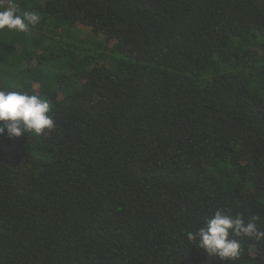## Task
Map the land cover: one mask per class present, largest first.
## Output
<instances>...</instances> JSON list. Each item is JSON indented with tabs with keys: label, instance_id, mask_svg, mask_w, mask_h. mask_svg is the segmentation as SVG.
Returning a JSON list of instances; mask_svg holds the SVG:
<instances>
[{
	"label": "trees",
	"instance_id": "obj_1",
	"mask_svg": "<svg viewBox=\"0 0 264 264\" xmlns=\"http://www.w3.org/2000/svg\"><path fill=\"white\" fill-rule=\"evenodd\" d=\"M12 4L40 20L0 30V90L54 127L0 135V264H264L187 239L218 209L264 231V0Z\"/></svg>",
	"mask_w": 264,
	"mask_h": 264
},
{
	"label": "clouds",
	"instance_id": "obj_2",
	"mask_svg": "<svg viewBox=\"0 0 264 264\" xmlns=\"http://www.w3.org/2000/svg\"><path fill=\"white\" fill-rule=\"evenodd\" d=\"M40 20L33 11L17 12L15 4L0 10V30L26 32ZM50 104L39 95L27 92L0 90V135L18 138L34 132L37 135L54 127L50 115ZM237 236L264 239L261 231L253 222H245L240 216H231L223 210H216L214 215L206 218L202 227L195 232H188L187 239L202 249L209 256H218L220 260L235 261L241 251Z\"/></svg>",
	"mask_w": 264,
	"mask_h": 264
},
{
	"label": "rangeland",
	"instance_id": "obj_3",
	"mask_svg": "<svg viewBox=\"0 0 264 264\" xmlns=\"http://www.w3.org/2000/svg\"><path fill=\"white\" fill-rule=\"evenodd\" d=\"M84 32L87 33V31H84ZM86 35H87V34H86ZM86 35H85V36H86ZM85 36H83V37H85ZM91 40H93V39H91Z\"/></svg>",
	"mask_w": 264,
	"mask_h": 264
}]
</instances>
